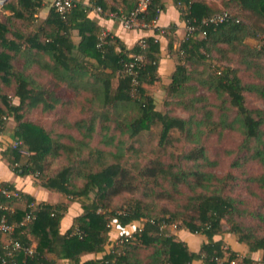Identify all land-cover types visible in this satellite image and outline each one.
<instances>
[{
  "label": "trees",
  "instance_id": "trees-1",
  "mask_svg": "<svg viewBox=\"0 0 264 264\" xmlns=\"http://www.w3.org/2000/svg\"><path fill=\"white\" fill-rule=\"evenodd\" d=\"M120 1L121 12L126 15L137 6V0ZM162 1L153 2L141 21L156 22L164 10ZM174 1L186 26H199L215 15L227 14L229 18L220 26L205 25L190 36L185 35L174 51L178 60L167 89L171 96L182 97L186 89L193 88L186 87L194 80L188 73L187 63L204 62L215 53V61L227 64L215 65L210 87L226 95L236 109L244 134L243 158L262 168V172L250 180L264 189V111L249 109L244 95L246 91H254L264 100V85L243 83L240 67L231 66L236 57L239 63L250 60L244 65L245 69L251 71L252 68L257 76L260 74L262 66H258L257 61L264 59V49H253L245 40H260L264 36V0H227L222 7L204 0ZM88 2L75 0V6L64 18L54 8L45 19L40 18L43 0H8L0 10V133L7 128L8 120L13 119L18 123L13 140L22 143L18 148L9 145L3 151V158L16 175L41 176V186L67 196L70 204L81 203L84 210L62 234L60 226L69 206L64 201L41 204L35 210L29 207L34 201L29 197L25 209H16L11 214L3 209V203L16 197H3L0 218L6 216L8 222L16 226L14 239L23 247L33 249V254L18 250L9 255L12 249L5 248L0 236V262L8 259L12 264H264V235L233 219L238 215L264 222V210L252 211L243 201L226 193L236 180L233 172L217 176L198 169L210 163L203 147L185 154L180 164L165 163L160 158L129 164L124 155L109 154L90 144L88 140L97 120L103 128L112 121L115 130L128 133L131 138L160 123L164 143L170 141L173 129L184 132L190 140L203 133L199 128L202 125H207L206 133L212 135L215 130L232 128L233 122L208 125L196 121L192 115L185 120L157 111L154 95L147 86L163 83L159 73L160 41L147 38L142 40L145 47L140 41L128 48L118 37L104 35V29L89 18L94 7H101L103 13L116 11L118 7H110L105 0ZM231 6L246 13L248 20L233 15L227 9ZM4 10L10 14H4ZM30 27L32 29L27 31ZM168 30H174V26ZM74 32L79 42L75 41ZM168 40V48L172 50V38L168 36ZM139 55L144 57V62H136ZM22 58L21 69H17L16 61ZM132 63L136 64L135 75L127 71ZM262 71L264 78V68ZM43 78L47 79L44 83ZM115 78L119 83L113 89ZM5 86L12 89V96L5 93ZM64 86L70 90L71 97L84 93L89 104L99 106V110H92L89 118L75 123L62 118L55 122L68 131L76 130L80 139L23 122L26 114L34 110L56 114L66 105L59 94ZM183 89L185 91L180 93ZM200 100L201 97L194 102L185 101V110L194 109L193 114L199 112L201 107H196L195 102ZM130 106L131 111L127 113ZM63 138L73 144L62 142ZM23 147L29 152L26 161L20 154L19 148ZM47 157H64L68 164L48 177L41 173V162ZM240 158L235 159L233 167L240 165ZM76 180L81 181V186L74 184ZM1 187L10 186L3 183ZM122 195L131 196L126 208L108 212L114 199ZM32 211L37 215L36 220L22 225L25 215ZM139 222L141 226L131 231ZM223 222L231 225L230 232L238 237L249 254L261 252L260 263L250 255L237 262L239 253L225 248L223 240L215 239L223 234ZM173 223H181L190 234H199L205 239L197 252L169 234L167 226ZM112 226L121 234L120 249L110 238ZM98 254L103 256L83 260L84 256Z\"/></svg>",
  "mask_w": 264,
  "mask_h": 264
},
{
  "label": "rangeland",
  "instance_id": "rangeland-1",
  "mask_svg": "<svg viewBox=\"0 0 264 264\" xmlns=\"http://www.w3.org/2000/svg\"><path fill=\"white\" fill-rule=\"evenodd\" d=\"M212 5L219 7L223 6L224 1L227 0H204ZM233 15L238 16L240 19L248 20V15L241 12L239 9L231 6L227 8ZM250 22H253V19H249ZM258 25V23H257ZM259 26V25H258ZM20 28V25L16 28ZM32 28H27V31H30ZM186 35V32H185ZM264 37V36H262ZM262 37L260 40L253 38H247L245 43L256 50L260 49L262 44ZM181 40L178 38L174 41L173 46L176 44V47L168 48L170 58L173 60L169 64L172 65V72L168 77L162 78V82L158 83V86H147L149 91L154 95L156 110L162 114H166L170 117H178L182 119H189L192 115L196 121H202L208 125H219L221 122L232 123L233 127L229 129L215 130L216 132L212 135L206 133L207 125L200 126L202 134L196 135L193 139H188L184 132L173 129L170 132V141L163 142L161 140L162 125L157 123L152 126L150 129L141 132L137 137L131 138L128 133H120L115 130V126L112 121L107 123V126L103 128L101 126L100 120H97L95 123V128L92 136L88 140L93 147H98L109 154H121L124 155L126 161L129 164L137 163H146L150 159L160 158L165 163H178L182 160V157L189 153L192 150L199 149L203 147L205 155L208 157L210 163L204 165L202 168L204 172L213 173L217 176H225L227 172H233L236 180H234L232 187H228L226 193L233 198L241 200L244 202V205L248 206L252 211H262L264 210V189H262L256 182H252L251 177L260 174L262 168L254 161L250 159H244L242 155V145L244 142V134L240 127V123L236 118V109L230 105V101L226 95L216 92L214 88L210 87L212 78L215 75V65L226 66V63H218L213 57L209 56L207 60L190 62L187 63L188 73L194 80L189 81L186 84V87H193L192 89H183L180 91H185L183 96H171L167 85L169 77L172 75L175 64L178 60L177 56H174V51H177L179 48ZM23 58L20 61H16L17 69H21V64ZM257 61V60H256ZM250 62L239 63L238 58H235V62L231 64L232 67H240V76L243 80V83L255 84L259 86L264 85L263 71L264 68V59L257 61L258 66H262L260 74L258 75L261 79L257 78L258 76L251 71L245 69V64ZM168 69V68H167ZM166 69V70H167ZM169 71V69H168ZM169 73V72H168ZM87 79L90 77L87 76ZM92 81V79H90ZM43 83L47 81L46 78H43ZM49 81V80H48ZM113 89H116L119 83L118 78L113 80ZM203 83V84H201ZM4 91L9 96H12L13 92L10 87H4ZM70 90L66 89L65 86L62 90L59 91V94L63 96V100L66 105L61 107L56 114H43L39 110H34L26 114L23 119V122L31 123L43 127L45 130H53L54 133H68L73 137L80 139V134L76 130L68 131L63 126H58L55 122L59 119H64L68 122L75 123L78 120L90 117L92 110H99L98 104H89L87 101V96L84 93H80L77 96L71 97L69 95ZM246 97V106L253 111H264V100L256 92L246 91L244 93ZM201 97L202 100L195 102L196 107H201V110L193 114V110L188 111L184 108V102H194L195 99ZM186 103L188 106L189 104ZM132 106L129 107L127 113L131 111ZM107 109V108H106ZM18 127V123L13 119L8 120V126L3 133H0L1 140L0 145L5 147V150L12 145L13 148H18L22 146L21 142L13 140V135ZM264 130V125H263ZM5 136V137H4ZM4 137V138H3ZM4 142H3V141ZM193 140V141H192ZM62 142L71 143L68 139L63 138ZM73 144V143H71ZM20 154L23 157V161H26L29 157V152L25 147L19 148ZM4 150V151H5ZM241 157V158H240ZM240 158L238 167H233L235 159ZM243 158V159H242ZM201 163V162H200ZM67 161L64 157H47L44 161L41 162L42 171L41 173L46 176H54L57 174L63 167L67 165ZM191 164V163H189ZM37 183L42 182L41 176L36 178ZM75 185L81 186V181L76 180ZM187 189H184L183 192L187 193ZM137 197H140L138 194ZM131 196L122 195L114 199L112 208L108 212L121 209H125L129 203ZM61 200L65 204L70 205L68 198L65 195H61ZM72 204H78V209L81 211V214L84 213L82 204L79 202H74ZM69 207V206H68ZM261 209V210H260ZM264 213V212H263ZM108 217H111L109 214ZM235 221L242 223L243 227L251 229V231L258 232V234L264 235V222L260 220H255L251 217L245 218L241 216H235L233 218ZM141 226V223H136L132 226V230H136ZM167 231L169 234L174 235L176 239L184 241L189 249H194L198 245L202 244L205 240L201 235L190 234L189 231L182 227L181 223H173L167 226ZM223 234L216 237V240H223L225 248H232L234 251L239 253V258L237 262H240L244 256L250 255L252 259L260 263L262 260L261 252L255 254H249L248 250L238 242V237L231 233V225L223 222L222 228ZM120 233L117 231L115 226H112V231L110 232V238L118 249H120L121 242L118 240L120 238ZM186 235V236H185ZM186 237L187 240L184 238ZM109 249L111 247L109 246Z\"/></svg>",
  "mask_w": 264,
  "mask_h": 264
},
{
  "label": "crops",
  "instance_id": "crops-1",
  "mask_svg": "<svg viewBox=\"0 0 264 264\" xmlns=\"http://www.w3.org/2000/svg\"><path fill=\"white\" fill-rule=\"evenodd\" d=\"M77 1H83L86 4L89 3V0ZM105 1L110 7H118V11L107 10L104 13L102 12L101 14H97L92 9L89 14V18L97 22L104 29V35L109 34L111 36L118 37L128 48L133 47L135 44L142 41L143 39L154 38L156 40H159L161 43V60L159 73L162 78L168 77L173 70L172 65H168V63L172 64L171 62L173 61L170 58L169 51L166 50L169 44L168 36L172 38V42L174 43V41H176L178 38L181 41L184 40L186 32V25L182 20L181 13L175 5V1L163 0L162 3L164 6V10L161 12L158 20L155 22L153 28L145 30H126L120 24L119 20L115 18V15L118 12L123 11L121 1ZM53 2L54 0H43V7L40 11V18L45 19L49 15L50 10L53 8ZM3 13L10 14L8 10H4ZM171 26H174V30H168V28H170ZM155 29L159 30V33H156ZM74 36L75 41L79 42L80 38L76 36V32H74ZM173 47L175 48L176 44ZM167 68L169 69V71ZM4 150L5 147L0 145V190L3 188L1 187V185L3 183H7L10 186L8 188H11V192L19 193L21 195L20 198L16 197V199L14 200L5 201L3 203V206L7 208V210L11 214H13L16 209H25L29 197L34 198L33 203L35 204V206H39L41 204H57L58 202H60L61 194L44 188L43 186H41L40 183H37L38 179H35L32 176L21 177L16 175L11 170L6 160L3 158ZM3 197L6 196H4L0 192V200H2ZM77 206L78 204L69 205L67 213L63 218L60 226V231L62 234L66 233L72 227L74 219L81 215V211L78 209ZM184 238L187 240L186 237ZM1 240L5 245L7 242V237L4 235L1 236ZM33 246H36L35 242L33 243ZM200 247L201 244L191 250L197 252ZM102 256L103 254L87 255L83 257V260L85 261L93 258H101ZM58 264L64 263L60 262Z\"/></svg>",
  "mask_w": 264,
  "mask_h": 264
},
{
  "label": "built area",
  "instance_id": "built-area-1",
  "mask_svg": "<svg viewBox=\"0 0 264 264\" xmlns=\"http://www.w3.org/2000/svg\"><path fill=\"white\" fill-rule=\"evenodd\" d=\"M8 0H0V10H2L3 6L7 3ZM155 1H161V0H137V6L130 13V15H126L124 13H120V15H115V18H117L120 22V24L126 29V30H136V29H151L153 28L155 22L153 24H148L143 21H141V17L144 13H146L150 7V5L155 2ZM53 8L56 10L57 13H59L63 18L66 17V15L72 10V8L75 6V0H54L53 2ZM94 12L97 14H101L103 12L101 7H94L93 8ZM228 15L227 14H222V15H215L212 16L204 21H202L201 25L196 26L194 24H188L186 26V35L190 36L193 32H195L198 28L201 29L202 26H209L212 25L214 27L220 26L221 24L225 23L228 20ZM205 34V32H204ZM262 44L260 45V48L264 49V37H262ZM143 47H145V42L142 41ZM136 62L142 63L144 62V57L142 55H139L135 58ZM136 66L135 63H132L128 67V73L134 74L133 68ZM0 192L6 196V197H19L18 193H13L11 192L8 188H2ZM30 208L37 209L35 204H31L29 206ZM4 210H7V208L3 207ZM37 215L34 211L28 212L25 215V218L23 222L21 223L22 225L28 224L36 220ZM15 229L16 226L12 223H9L6 216H2L0 218V236H6L7 237V242L5 244L6 249H12V251H9V255L12 256V253L14 251L18 250H24L27 254L32 255L33 254V249L31 248H26L21 245L20 242L16 241L14 239V234H15ZM131 235L129 234L128 237ZM0 264H12L8 259H2ZM234 264V263H232Z\"/></svg>",
  "mask_w": 264,
  "mask_h": 264
}]
</instances>
